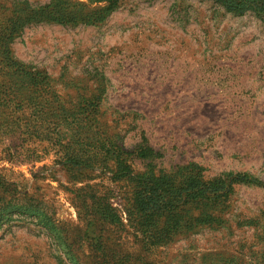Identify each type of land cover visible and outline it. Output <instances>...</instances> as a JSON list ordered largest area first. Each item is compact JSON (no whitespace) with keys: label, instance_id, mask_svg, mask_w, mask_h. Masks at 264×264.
<instances>
[{"label":"rangeland","instance_id":"374dc122","mask_svg":"<svg viewBox=\"0 0 264 264\" xmlns=\"http://www.w3.org/2000/svg\"><path fill=\"white\" fill-rule=\"evenodd\" d=\"M74 3L108 6L0 0V264H264V23L204 0L35 14ZM149 173L259 184L188 203L193 226L151 243L132 208Z\"/></svg>","mask_w":264,"mask_h":264},{"label":"trees","instance_id":"16d2710c","mask_svg":"<svg viewBox=\"0 0 264 264\" xmlns=\"http://www.w3.org/2000/svg\"><path fill=\"white\" fill-rule=\"evenodd\" d=\"M210 1L225 12L234 15L253 14L258 20L264 23V0H204ZM88 5L107 4L105 8L85 11V4L74 3L73 10L63 9H44L35 14H40L44 20L59 24L90 23L96 24L103 21L118 0H85ZM35 17V16H33ZM27 80V84L42 89L44 79L39 80V76L29 72L20 71ZM76 122V120H75ZM98 149V148H96ZM95 153V152H94ZM96 154H99L97 151ZM73 159L69 161L77 172L82 171L81 157L78 151L72 154ZM117 158V157H116ZM90 167V166H87ZM144 174L136 177V189L133 193L132 208L135 211V224L138 230L151 243H161L162 234H171V231L193 226L192 220H184L183 208L188 203H198L204 206H212L220 198L226 197L231 193L234 185L249 183L259 184L244 175L229 174L223 179L205 182L195 175H183L179 180L168 176L155 177ZM206 215L205 219H209ZM202 219H195L199 222ZM137 221V222H136ZM167 230V231H164Z\"/></svg>","mask_w":264,"mask_h":264}]
</instances>
